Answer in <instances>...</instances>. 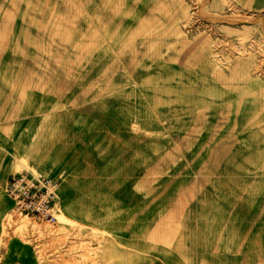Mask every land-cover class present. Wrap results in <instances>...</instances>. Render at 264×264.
Segmentation results:
<instances>
[{
    "label": "rangeland",
    "instance_id": "obj_1",
    "mask_svg": "<svg viewBox=\"0 0 264 264\" xmlns=\"http://www.w3.org/2000/svg\"><path fill=\"white\" fill-rule=\"evenodd\" d=\"M1 70L66 74L50 81L53 94L60 95L61 82L68 91L82 84L89 102L115 104L117 117L146 121L149 142L164 140V178L187 165L182 157L195 137V152L209 155L199 178L212 189L226 185L227 199L254 189L264 198V8L237 0H0ZM91 72L98 78L79 79ZM22 172L41 174L26 159L12 174ZM4 199L0 186V262L14 238L33 245L45 264L50 235L12 220ZM58 205L63 229L55 243L67 256L61 264H96L84 254L91 240L75 234L60 195Z\"/></svg>",
    "mask_w": 264,
    "mask_h": 264
},
{
    "label": "crops",
    "instance_id": "obj_2",
    "mask_svg": "<svg viewBox=\"0 0 264 264\" xmlns=\"http://www.w3.org/2000/svg\"><path fill=\"white\" fill-rule=\"evenodd\" d=\"M237 1L264 8V0ZM57 75L0 71V186L20 159L41 175L59 178L61 208L77 225L75 234L91 240L84 254L96 264H264L259 189L236 200L221 193L226 185L212 189L199 178L200 161L209 155L195 152V137L193 150L182 157L187 165L164 178V140L149 142L146 121L117 117L115 104L89 102L82 84L68 91L61 82L60 95L53 94L50 81L68 79ZM80 76L98 78L93 72ZM213 191L218 194L212 199ZM4 204L10 208L6 197ZM40 227L50 235L45 264H61L67 256L55 236L63 228ZM12 243L0 264H39L33 245L14 238ZM75 255L78 263L80 252Z\"/></svg>",
    "mask_w": 264,
    "mask_h": 264
},
{
    "label": "built area",
    "instance_id": "obj_3",
    "mask_svg": "<svg viewBox=\"0 0 264 264\" xmlns=\"http://www.w3.org/2000/svg\"><path fill=\"white\" fill-rule=\"evenodd\" d=\"M60 179L50 175L22 172L11 176L2 193L10 203V218L40 226L59 224Z\"/></svg>",
    "mask_w": 264,
    "mask_h": 264
},
{
    "label": "bare ground",
    "instance_id": "obj_4",
    "mask_svg": "<svg viewBox=\"0 0 264 264\" xmlns=\"http://www.w3.org/2000/svg\"><path fill=\"white\" fill-rule=\"evenodd\" d=\"M33 171V170H32ZM65 218V217H64ZM0 221H1V218H0Z\"/></svg>",
    "mask_w": 264,
    "mask_h": 264
}]
</instances>
